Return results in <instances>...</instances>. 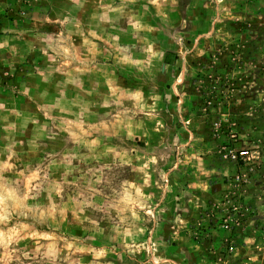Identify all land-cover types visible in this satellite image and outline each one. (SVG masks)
I'll return each instance as SVG.
<instances>
[{
    "label": "rangeland",
    "instance_id": "374dc122",
    "mask_svg": "<svg viewBox=\"0 0 264 264\" xmlns=\"http://www.w3.org/2000/svg\"><path fill=\"white\" fill-rule=\"evenodd\" d=\"M0 264H264V0H0Z\"/></svg>",
    "mask_w": 264,
    "mask_h": 264
},
{
    "label": "built area",
    "instance_id": "2783aa9c",
    "mask_svg": "<svg viewBox=\"0 0 264 264\" xmlns=\"http://www.w3.org/2000/svg\"><path fill=\"white\" fill-rule=\"evenodd\" d=\"M230 250H232V248L230 247Z\"/></svg>",
    "mask_w": 264,
    "mask_h": 264
}]
</instances>
